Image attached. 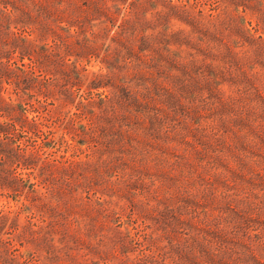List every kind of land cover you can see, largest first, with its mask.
I'll list each match as a JSON object with an SVG mask.
<instances>
[{"label":"rangeland","instance_id":"374dc122","mask_svg":"<svg viewBox=\"0 0 264 264\" xmlns=\"http://www.w3.org/2000/svg\"><path fill=\"white\" fill-rule=\"evenodd\" d=\"M58 1L0 0V45L57 62L26 90L43 135L0 136V264H264V0ZM46 161L75 163L59 194Z\"/></svg>","mask_w":264,"mask_h":264},{"label":"trees","instance_id":"16d2710c","mask_svg":"<svg viewBox=\"0 0 264 264\" xmlns=\"http://www.w3.org/2000/svg\"><path fill=\"white\" fill-rule=\"evenodd\" d=\"M48 1L51 4L59 2L58 0ZM34 4L39 6V8L35 9V16L32 15L28 8H22L23 16L21 18H18L19 16H15V18H18L19 21H24V23H29V21H33L32 23H34L37 19L40 20V17L42 16L40 11L42 4L38 5L37 2ZM8 30L15 43L8 47L0 45V114L4 118L2 121H0V136H5L8 143L14 142V139H16L20 134L26 136L28 141L31 140V142H36L38 138L43 135V130L40 129V122L36 117H28L27 113L29 110L27 107H29L31 103L24 102L26 99L25 96L30 95L26 92V90H40L41 84L37 83V76L34 74L35 68L43 62L52 63L55 61L52 60L49 55H47V46L51 45L47 43H44V45L36 43L37 40L31 39L26 35L29 33H16L11 27ZM53 34H55L54 36H58V32ZM4 40V45H7V40H5V42ZM25 58L28 59V62L24 60ZM71 66L73 69L72 72L77 75L76 77L78 78L79 82L81 84H85L86 88H88L91 92L93 90H98L99 87L104 86L103 82L98 80V77L96 76H92L89 80L85 81L86 76L80 75L81 68L78 67L76 62H73ZM4 83L11 85L7 99L4 98L1 93L3 89H6L4 88ZM99 94V101H104L103 92H100ZM84 106H86V104H84ZM74 116H77V113H74L73 117ZM13 137L14 139H12ZM4 147L5 145L0 146L1 153L2 150H4ZM34 158L38 159V152L30 150L28 155H25L23 158H21V161L28 162ZM74 165H71L70 168L67 169L69 166L63 168L58 166L53 167L50 165L49 161L41 164L40 167L44 171V179L41 178V180L45 181L44 185H47L46 187H48V191L59 194L61 188L58 183V174L67 172L69 174L74 173ZM0 179H2L1 176ZM35 186H38L36 181L30 183L28 187H30L34 192H37L38 189ZM43 197L46 198L47 194L43 195ZM38 198L40 199L42 206H44L45 203L42 202L43 198ZM1 225L2 224H0V226Z\"/></svg>","mask_w":264,"mask_h":264}]
</instances>
